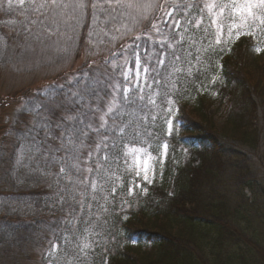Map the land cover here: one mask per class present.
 I'll use <instances>...</instances> for the list:
<instances>
[{
  "label": "trees",
  "instance_id": "1",
  "mask_svg": "<svg viewBox=\"0 0 264 264\" xmlns=\"http://www.w3.org/2000/svg\"><path fill=\"white\" fill-rule=\"evenodd\" d=\"M76 1L60 0L67 7H48L40 15L31 11L25 0L23 6L3 9L1 18L13 31V38L30 30L34 42L46 34L78 33L77 58L84 55L88 61L76 77L84 73L94 78L108 75L109 84L119 81L123 86L121 72L113 68H121L126 51L135 65L136 45H141L137 52L141 67L154 63L158 56L165 65L159 76L149 73L146 83L141 71L140 83L131 85L129 94L135 102L126 103L116 119L123 134L106 133L111 137L106 143L115 140V149L101 146L97 150L103 136L90 133L79 152L83 171L70 170L72 181L79 178L84 184L66 179L57 182L60 165L52 163L47 145H42V152L28 151L29 142L25 141L27 153L21 169L15 176L7 172L0 179L6 180V186L0 188V202H8L0 203V264H264V76L259 72L252 77L246 70L250 43L249 35L242 34L251 32L263 40L264 24L249 20L244 28H235L227 12L217 18L218 9L209 13L205 7L231 0H170L158 6L154 19L142 31L125 35L121 43L114 44V31L124 19L118 13L124 8L112 12L108 0H85L89 8L69 12ZM166 10L172 13L167 27L161 23L159 32L153 30L152 23L160 17L164 21ZM81 12L85 15L78 25ZM61 14L69 24H61L57 19ZM233 15L239 23V16ZM213 19L223 21L220 43H216ZM196 21H200L199 27ZM237 32L241 33L239 38ZM165 36L168 41L161 45ZM96 38L100 45L95 50L86 49L85 43ZM161 52L167 55L160 56ZM66 77L62 74L58 79L66 81ZM69 82L65 91L74 86ZM212 88L230 105L219 129L203 97ZM137 89L144 100L138 98ZM106 91L111 92V88ZM109 99L105 96V101ZM95 104L93 100V107ZM188 104L192 108L187 110ZM173 111L175 129L169 134L167 121ZM51 115L59 122L65 112L56 109ZM92 120L99 125L94 117ZM54 132L57 137L61 134L55 127ZM164 143L170 155L179 150L182 160L173 166L168 159L161 182L148 186L145 194L134 190L138 179L128 149L146 148L159 157ZM48 144L61 149L58 139H49ZM90 151L93 156L89 160ZM73 154L71 148L55 153L62 161ZM57 193L68 203L53 206ZM81 200L83 211L76 203ZM69 204L76 210L73 215H69ZM85 243L90 247L81 251ZM53 244L59 247L49 255ZM134 244L136 250L132 249Z\"/></svg>",
  "mask_w": 264,
  "mask_h": 264
},
{
  "label": "rangeland",
  "instance_id": "2",
  "mask_svg": "<svg viewBox=\"0 0 264 264\" xmlns=\"http://www.w3.org/2000/svg\"><path fill=\"white\" fill-rule=\"evenodd\" d=\"M163 1L170 0H139L140 4L144 5L151 3L152 7L124 8V19L118 25L117 30L114 31L116 38H114L113 43H121L122 37L124 39L125 35L131 37V34H137L142 31L144 26L154 19L156 9ZM236 2L241 3L243 0H236ZM78 3H80V0H77L75 5H70L71 7L68 10H71L69 12L74 13ZM19 5V0H12L11 5H9L8 0H0V38L2 37L0 39V179L7 172H9L10 176H14L13 172L16 174L17 170L21 169L22 164L25 162V160L22 159L19 165L16 163L20 155L19 149L22 144L25 148L24 155L27 153V144L25 141L18 139V136L24 133L28 127H31L33 117L30 114L21 113L17 119L15 116L17 109L21 107L26 98L32 97L38 90H44L50 83L64 86L68 81H74L77 76L76 74H78L83 64L88 61L84 55L77 58V46H79L80 36L74 31L72 33L68 31L62 35L59 33L55 35L46 34L35 42L31 40L33 34L32 30H30V32H24L20 37L13 38V31L10 30L8 27L9 25L5 24V21L2 20L1 12L3 9ZM109 7L112 8V5L110 4ZM86 8H89L88 4ZM68 10L66 12H68ZM69 12L67 14H69ZM166 13H171V11L166 10L162 15L165 16V20H168L170 15H166ZM145 16L147 19H142V17ZM57 19L62 21L61 24L63 25L70 23L66 16L63 17V14ZM162 21L163 17H160L157 22L158 27L161 25ZM137 22L139 23L137 24ZM47 28H49V26ZM128 29H132V31L129 32ZM246 37L250 43V49L245 64L246 70L250 75H253L252 77H256L259 72L264 76V39L259 40L255 35ZM100 41L97 40V38L92 39L85 43V48L95 50L97 46L100 45ZM257 48L261 49V51H256ZM140 49L141 45H136L133 51L137 53ZM130 57L126 51L125 54H122L120 60L121 70L123 74L128 77L126 81L123 79L124 87L137 85L142 78V72L139 73L138 78L136 77V68ZM90 60L92 59H89V61ZM93 61L95 62V60ZM90 69L92 70L93 68ZM99 69H101V72L105 73V71L102 70L103 68ZM62 74L67 76L66 81L58 79ZM104 77L105 76L100 78L104 79ZM70 90H75L74 86L71 87ZM203 97L215 126L218 129L222 128L230 108L229 103L225 100L222 101L217 91L213 88L205 91ZM40 99L44 100L43 97H40ZM186 107L187 110L191 109L192 104H188ZM101 108H104L106 111L104 101H101ZM175 114V111H173L169 118V120L172 121L171 133H173L175 129ZM101 115V112H97L93 116L95 122L97 121L98 124L101 123L99 119ZM51 120L55 127L57 121L52 118V115ZM193 121L196 123V120ZM167 129L169 132L168 126ZM10 131L11 134H9ZM132 149L134 148L128 149V154L136 170V165L134 163L135 155H140L141 160H143L144 155L143 153H133ZM176 151L177 153L173 152L170 155L169 147L165 153L162 146L159 157L153 156L154 160L151 162L153 167L149 169L148 181L143 179V172H141L139 177L136 176L138 181L135 183V188L133 189L137 191L140 190L142 194H145V189L148 186L161 182V171H163L166 161L170 159L172 165L177 166L182 160H180L179 150ZM137 185H139V187H137ZM3 186H6L5 179L0 181V188ZM132 247V249L136 250L137 245L134 244Z\"/></svg>",
  "mask_w": 264,
  "mask_h": 264
},
{
  "label": "snow or ice",
  "instance_id": "3",
  "mask_svg": "<svg viewBox=\"0 0 264 264\" xmlns=\"http://www.w3.org/2000/svg\"><path fill=\"white\" fill-rule=\"evenodd\" d=\"M28 4L31 6V11L43 15V10L48 7L59 8V7H67V5H62L60 0H40L37 3V0H27ZM109 4L112 5L111 11L116 12L121 8H150L152 4H140L139 0H108ZM9 5L12 4V0H8ZM21 6L25 4V0H19ZM87 5L84 3V0H80L77 7L79 9H84ZM92 7L95 9L96 4L93 3ZM209 13H212L214 9H218L215 15L217 18L223 17L225 12L228 13V17L232 23V27L235 28H244L245 25L248 24V21L251 20L255 22L259 20L261 24H264V0H243L241 3H237L236 0H232L231 3H213L206 4ZM105 11H109L105 9ZM119 15L123 16L124 12H119ZM237 14L239 16V23L236 22L234 15ZM85 13L81 12L80 20L77 21L78 25H80L83 16ZM166 15H172V13H166ZM113 19L116 17L113 16ZM96 15L93 13V21H95ZM142 19H147V17H142ZM37 21H32V23H36ZM43 24V21H39ZM139 22H137L138 24ZM162 23L167 27V20L162 21ZM213 24L217 25V39L216 43H220V34L223 32V21H217V19L212 20ZM196 26L199 27L200 21L195 22ZM151 28L159 32L158 23H152ZM129 32L132 29H128ZM241 33L237 32V38ZM242 34L250 35L251 32H243ZM91 31L89 32V36H91ZM136 39H140V36H137ZM150 39V37H149ZM168 41V37H164L161 40V45ZM172 47V44L169 43V48ZM256 51H261V49L257 48ZM160 56L167 55L165 52H161ZM176 60L180 57L176 55L175 52L172 53ZM136 77L138 78L139 73L143 71L145 75V83L147 82V78L149 73L155 72L156 76H159V71L165 65V61L159 56L156 58L155 62H148V66L141 67L139 60V53H136ZM113 71H120L123 79L126 81L128 77L123 74L120 66H116L113 68ZM111 79L110 76L105 75L104 79L91 77L90 74L84 73L82 76H78L74 81H70L69 83L74 84L75 90L65 91L63 85H50L49 89L46 90H38L33 94L32 97L26 98L21 107L17 109L15 114L18 119L21 113L30 114L33 119L31 121V127H28L26 131L18 136V139L29 142L28 151L42 152V145H47V151L51 152V161L52 163L60 165V173L55 174L57 176V182L60 179H66L72 181L71 169H75L77 173L82 172L83 170L80 167L79 160L80 150L85 146V142L90 138V133L95 132L97 135H102L103 138L96 144L97 150L103 146L104 148H112L115 149L117 147L116 141L113 140L111 144H107L106 141L111 137L106 135L109 132H117L123 134V127L116 124V119L120 116L123 111L126 103L135 102L132 96L129 94L132 90L130 87H123L119 81L115 83L109 84L108 81ZM154 83H158V80L153 79ZM83 85V86H82ZM111 88V92H107L106 89ZM137 91L140 93L138 98L140 100H144L145 96L139 89ZM105 96H109L110 99L105 101ZM40 97H44V100H41ZM58 97H63V99H57ZM95 100L96 104L93 107L92 101ZM101 101L105 102V108H101ZM150 103H155L154 100L149 98ZM79 106V108H77ZM56 109H62L65 112V115L60 119L59 122L55 124V128L60 130V136L57 137L54 132V126L51 120V114ZM73 110H75V114H73ZM169 111H171L169 109ZM101 112L102 115L99 117L101 123L97 126L93 123L92 117L95 113ZM109 119L112 120V124L109 125ZM15 123V121H14ZM168 128L169 134L172 132V121L168 120ZM41 133H43V137H41ZM11 134V131L10 133ZM49 139H58L61 142V149L69 150L70 148L74 150L73 155H69L67 161H62L58 159L55 155L56 152L61 149H54L50 144H48ZM163 148L165 153L167 152L168 145L164 144ZM24 145L22 144L19 152L20 155L17 158L16 163L19 165L23 159L24 155ZM133 153H143L144 158L141 160L140 155H135L134 163L136 165L135 175L139 177L141 172H143V179L148 181V172L149 169L152 168V161L154 157L151 152L147 149L143 148H134L132 149ZM93 153L90 151L88 153L87 159H91ZM44 158L48 159L47 153L44 154ZM115 158V157H113ZM105 159H108L107 153L105 154ZM40 171L39 168L36 169ZM92 168H88V172H92ZM154 171V169H153ZM42 175H50L51 173L42 172ZM63 174V175H61ZM15 176V172H13ZM22 183L23 181H18ZM74 183L84 184L85 181L77 178ZM150 182V181H149ZM92 188L95 189L96 184L93 183ZM139 187V185H137ZM115 192V189L112 190ZM131 192V189L129 190ZM146 191V189H145ZM71 200L75 201V197H71ZM0 203H8L7 201H3ZM68 203V200L64 195L60 193L56 194V198L54 199L53 206L55 204H64ZM81 205V211L84 209L83 201H76ZM75 209L71 207L69 204L68 212L69 215H73L75 213ZM67 242L68 238H64ZM59 247L58 244H53V251L49 253V255H54L55 250ZM90 247L87 243L83 244L81 247V251Z\"/></svg>",
  "mask_w": 264,
  "mask_h": 264
}]
</instances>
